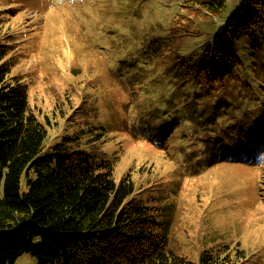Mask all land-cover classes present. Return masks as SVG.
I'll list each match as a JSON object with an SVG mask.
<instances>
[{
	"label": "trees",
	"instance_id": "obj_1",
	"mask_svg": "<svg viewBox=\"0 0 264 264\" xmlns=\"http://www.w3.org/2000/svg\"><path fill=\"white\" fill-rule=\"evenodd\" d=\"M23 1L0 0V27L9 22V10L19 11L16 3ZM39 2L45 11L52 6V0ZM82 2L86 10L93 0ZM159 4L172 9L158 24L162 31L158 30L157 37H163L161 42L167 40L163 47L152 45L148 50L158 65L166 63L168 69L162 77L150 76L149 85L169 88L158 100L148 93L149 107L139 112L138 122L144 130L155 125L164 141L158 147L154 141H145L179 172L180 166L193 163L197 152L198 157L209 155L211 150L228 155L248 151L253 141L262 142L264 0H159ZM91 5L99 7L96 24L100 23L102 34L111 38L94 49L100 53L113 42L116 48L121 47L124 40L117 37L120 27L114 26V18L129 14V0H96ZM74 12L73 20L81 17L74 18ZM66 18L63 14L60 20L65 31L69 26L78 29L72 30L77 40L83 38L92 47L90 34L81 31L87 25ZM121 26L129 28L127 23ZM163 30H167L165 36ZM203 35L206 38L200 52L185 49L188 42ZM8 38L0 33V264H14L24 253L34 256L35 264H255L242 251L231 252L227 243L215 251L205 249L198 260L170 248L176 203L172 199L181 174L163 175L140 188L127 175L116 180L117 151L98 153L100 147L91 141L96 143L103 134H110L103 129L110 130L119 121L127 123L130 93L123 92V98L118 93L103 100L95 98L96 105L100 108L102 101L101 108L109 112L101 115L93 108L97 116L93 122L72 132L67 128L48 146L54 122L48 116L41 119L32 110L28 83L12 74L13 37ZM27 45L26 51L32 48V43ZM93 74L94 70L87 69L86 75ZM86 82V89L95 96L96 83L91 79ZM237 94L254 100L258 96L260 101L254 109L229 116L224 109L226 99H235ZM200 100L213 105L211 111L207 105L201 109H207L208 116L201 122L193 117ZM100 118L105 121L98 123ZM188 124L195 126L183 132ZM198 128L207 132L189 152L179 139L193 138Z\"/></svg>",
	"mask_w": 264,
	"mask_h": 264
},
{
	"label": "rangeland",
	"instance_id": "obj_2",
	"mask_svg": "<svg viewBox=\"0 0 264 264\" xmlns=\"http://www.w3.org/2000/svg\"><path fill=\"white\" fill-rule=\"evenodd\" d=\"M76 1L71 0L72 3ZM121 1L126 3V0ZM94 2L96 0L92 3ZM72 3L70 0L55 1L54 5L58 8H55L56 10L48 8L45 11L42 10L39 0L17 2L19 11L9 10L12 12L9 22L0 27L2 36L13 37L11 38L13 49L10 53L15 62L12 74L22 76V80L28 83L32 110L41 119L48 116L50 121L54 122L47 139L48 146L67 128L72 132L73 129L86 127L89 122H93L97 117L92 111L93 108L101 115L109 112V109L101 108L104 105L102 101H99V108L95 98L103 100L116 93L119 94V98H123V92L130 93L131 102L128 113L126 111V115L129 114L127 123L119 121L112 129H103L110 134H103V139L96 143L91 141L93 145L100 147L98 153H102L104 149L110 150L108 152L117 151L114 168L116 180L119 181L127 175L140 188L146 182L148 184L156 181L163 175L181 174L176 196L172 199L176 203L170 248L180 255L187 254L198 260L205 249L215 251L228 243L231 252L238 249L255 264H264V157L254 155L249 163L241 162L238 165L225 160L211 163L210 166L198 167V164L192 163L179 172L177 168L169 165L162 153L151 149L152 147L145 141L148 139L146 135L154 137L158 134L157 127L146 126L148 131L140 129L142 123L138 122L139 112L149 107L148 93L158 100L169 88H154L153 85H149L152 84L150 76L159 74L162 77L168 67L166 63L158 65L156 56L153 59L148 48L151 49L154 45L158 49L160 45L163 47L166 43L167 39L164 38V42H161L160 39L163 37H157L158 30H161L158 24L172 14V9H164L159 0H129V14L123 18L119 15L114 18V26L120 27L117 37L124 40L122 46L116 48L117 44L113 42V46H109L110 50L107 47L98 53L94 47L111 41L110 35L102 34L100 23L96 24L100 19L99 7L92 6L89 2L81 17L71 22L87 25L80 30L88 32L92 37L91 47L87 46L83 38L77 40V34L72 30L78 29L69 26L65 31V25L60 21L62 14L72 9L77 15L80 14L83 7L79 8L77 4L75 6ZM137 8L139 11L134 15L132 12ZM123 22L129 24L127 30L122 28ZM105 23L110 24L107 19ZM154 28L156 31L152 34ZM45 31L48 33L45 34ZM166 32L167 30H163V36ZM153 38H158V42H154ZM205 38L203 35L196 39L197 42L191 40L185 45V49L195 48L196 52H200L202 47L199 46ZM29 43H32V48L26 51ZM74 69L76 75L73 74ZM87 69L94 70V74L86 75ZM87 79L96 83L93 90L95 96H92L93 92L85 87ZM141 82H147V85ZM234 97L235 99L231 97L226 99L227 105L224 109H227L229 116L236 111L254 109L260 101L258 96L256 100L239 94ZM200 98L201 96L198 100ZM200 102L201 105L197 109L199 111L193 117L201 122L208 119L207 109L211 111L213 105L208 106L206 100ZM205 105L208 108L203 112L201 109ZM102 121L105 119H98V123ZM71 125L73 128H70ZM194 126L188 124L187 128H183V132L189 128L192 130ZM100 127L102 128V124ZM206 132L207 130L198 128L197 135L193 138L179 140L190 148ZM200 143V140L197 141V144ZM102 147L104 148L101 149ZM164 152L168 156L165 150ZM209 160V156H204V161L202 160L203 163L200 165L209 163ZM172 162L177 165L175 160ZM35 263L36 258L29 253L20 255L14 262Z\"/></svg>",
	"mask_w": 264,
	"mask_h": 264
}]
</instances>
